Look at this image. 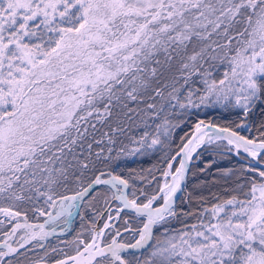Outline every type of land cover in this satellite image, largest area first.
I'll use <instances>...</instances> for the list:
<instances>
[{
  "label": "snow or ice",
  "instance_id": "snow-or-ice-1",
  "mask_svg": "<svg viewBox=\"0 0 264 264\" xmlns=\"http://www.w3.org/2000/svg\"><path fill=\"white\" fill-rule=\"evenodd\" d=\"M0 264H264V0H0Z\"/></svg>",
  "mask_w": 264,
  "mask_h": 264
},
{
  "label": "trees",
  "instance_id": "trees-1",
  "mask_svg": "<svg viewBox=\"0 0 264 264\" xmlns=\"http://www.w3.org/2000/svg\"><path fill=\"white\" fill-rule=\"evenodd\" d=\"M202 118H205L206 120H215V122L217 123H226L227 120L231 119V117L227 114V113H220L219 111H215V110H207L206 112H201L200 113ZM189 127L186 125L184 129L180 130L179 132H177V139L179 138L180 135H183L184 131H188ZM219 160V157H216L212 154H205L204 157L202 158L201 161L197 162L195 167L193 168V172L196 173L195 177H192L190 175L189 177V181H188V191L191 192L193 190V185L196 183H199L200 181H207L209 180V176L207 173H200L199 172V168L203 167L204 162L208 161V160ZM158 161V157L157 156H150V157H145V158H141V157H135L133 158H129L128 160H122L121 161V166L123 167L124 171L126 172L129 168H134L137 170H141V169H147L149 168L151 165L157 163ZM223 166V165H221ZM212 171L214 172L215 169H212ZM217 191V188L215 187H211V188H206L204 190V195H209L210 192H215ZM184 194H181L180 197L178 198V203H180V201L183 199ZM184 207H186V205H182ZM97 208L101 207V205L97 204L96 205ZM81 214L80 216H76L73 219V222L71 224V230L68 232L67 236L64 237V239L67 240H71L74 236H76V234L78 232H81L82 230V226L83 229H88L91 226L92 220L94 218V212L93 209L88 208V207H83L80 210ZM82 217V218H81ZM124 219H129L128 217H122L121 221H120V227L121 229L124 227ZM99 226H102L103 224V220L98 222ZM97 224V225H98ZM130 226L132 228L138 227L137 223L135 221L130 220ZM88 237V233L87 231L83 232V235L81 238L83 239H87ZM50 243L53 246H56L59 241L56 240L55 237H53L50 241Z\"/></svg>",
  "mask_w": 264,
  "mask_h": 264
},
{
  "label": "water",
  "instance_id": "water-1",
  "mask_svg": "<svg viewBox=\"0 0 264 264\" xmlns=\"http://www.w3.org/2000/svg\"><path fill=\"white\" fill-rule=\"evenodd\" d=\"M177 195H178V198H179V196H180L181 194H180V193H178ZM97 226H98V225H97Z\"/></svg>",
  "mask_w": 264,
  "mask_h": 264
},
{
  "label": "rangeland",
  "instance_id": "rangeland-1",
  "mask_svg": "<svg viewBox=\"0 0 264 264\" xmlns=\"http://www.w3.org/2000/svg\"><path fill=\"white\" fill-rule=\"evenodd\" d=\"M180 197V196H179ZM98 226H99V224H98Z\"/></svg>",
  "mask_w": 264,
  "mask_h": 264
}]
</instances>
